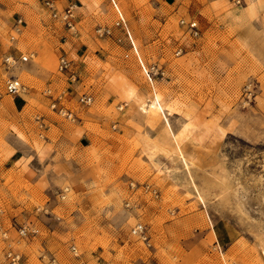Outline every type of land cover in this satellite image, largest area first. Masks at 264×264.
<instances>
[{
  "label": "rangeland",
  "instance_id": "obj_1",
  "mask_svg": "<svg viewBox=\"0 0 264 264\" xmlns=\"http://www.w3.org/2000/svg\"><path fill=\"white\" fill-rule=\"evenodd\" d=\"M46 1L0 0V264H264V0Z\"/></svg>",
  "mask_w": 264,
  "mask_h": 264
},
{
  "label": "built area",
  "instance_id": "obj_2",
  "mask_svg": "<svg viewBox=\"0 0 264 264\" xmlns=\"http://www.w3.org/2000/svg\"><path fill=\"white\" fill-rule=\"evenodd\" d=\"M46 4L47 6L52 10V15L53 16H59L61 17L63 20H65L66 24L72 28L73 25H72V21L71 19L73 18V14H74V11H73V6H67V8H65L63 11H58L57 8L55 7V4H54V1L53 0H47L46 1ZM9 57H5V60L6 61H9ZM22 60H27V56H21ZM68 65V61L65 59V58H61L60 59V68H66ZM5 89H6V92L8 94H11V95H18L20 94L21 92H24V90L26 89L25 85L23 84V82H21L19 80V78H17L16 76H11L9 77L7 80H6V84H5ZM79 100L81 101V103L83 105H87L91 102V96L89 94H84L82 96H80ZM51 107L58 110L59 112L63 113V114H66L67 116H71L72 113L69 112L67 110V108L61 104V105H58V102L57 101H53L51 103ZM2 208L0 206V213L2 212ZM37 228L35 226L33 227H28L26 224L20 226L18 228V232L19 234H21L22 236H26L27 234H34L37 232ZM143 230V225L142 223H137L135 224L134 228H133V231L134 232H141ZM72 249H75L74 246H72ZM6 256L8 258V264H22L21 263V255L18 251H16L15 249L13 248H9L7 250V253H6Z\"/></svg>",
  "mask_w": 264,
  "mask_h": 264
},
{
  "label": "bare ground",
  "instance_id": "obj_3",
  "mask_svg": "<svg viewBox=\"0 0 264 264\" xmlns=\"http://www.w3.org/2000/svg\"><path fill=\"white\" fill-rule=\"evenodd\" d=\"M146 71H147V69H146ZM128 94H129V96L131 98L132 95L134 94L133 90H129ZM134 103L137 104L139 107H142V108L144 107L143 104H142V101H138L137 98H134ZM187 131H188L187 127L182 126L176 132H173L171 134L167 133V136L171 139L172 143L176 144V146H174L175 147L174 150H176L175 152H176V154H177V156L179 158H181L182 156H187L186 152H185V149H184V144H183V140L189 136V135H187L188 134ZM157 145H158V148L163 149V146H161L159 143ZM158 148L155 147L153 152H156ZM186 160H188V157L186 158Z\"/></svg>",
  "mask_w": 264,
  "mask_h": 264
},
{
  "label": "crops",
  "instance_id": "obj_4",
  "mask_svg": "<svg viewBox=\"0 0 264 264\" xmlns=\"http://www.w3.org/2000/svg\"><path fill=\"white\" fill-rule=\"evenodd\" d=\"M137 92V91H136ZM137 94H138V92H137ZM130 100H132V99H130ZM142 102H144V101H142ZM158 142H155V141H153V143H150L149 141H147V147H148V150L151 152V153H153L151 156L153 157V158H155V159H157L158 160V149H157V151L156 152H153V150L155 149V147H157L158 148ZM52 155L54 154V155H57V153H51ZM186 158H187V156H182L180 159L184 162V163H186L187 162V160H186Z\"/></svg>",
  "mask_w": 264,
  "mask_h": 264
}]
</instances>
